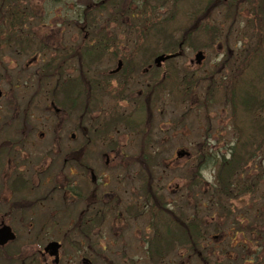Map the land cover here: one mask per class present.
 Here are the masks:
<instances>
[{
    "label": "flooded vegetation",
    "instance_id": "1",
    "mask_svg": "<svg viewBox=\"0 0 264 264\" xmlns=\"http://www.w3.org/2000/svg\"><path fill=\"white\" fill-rule=\"evenodd\" d=\"M90 2L85 23L77 20L78 6L71 4L56 6L52 20L43 25L61 27L67 21L65 12H69L70 18L83 24L79 29L85 34L75 32L65 42H56L53 37L42 40L29 34L13 35L12 24L1 22L7 26L0 35V264H141L142 251L149 264H161L175 246L180 247L173 244L178 231L168 220L173 209L153 190L159 181L147 179L141 186L140 179L133 184L127 180L129 191L121 174L117 184L110 179V165L119 164V171L124 165L122 147L115 137L108 136V145L99 154L105 158L106 173L96 174L89 164L94 150L92 133L76 131L64 137L60 132L39 131L32 121L30 107L48 117L51 113L55 119L63 104L86 108L92 103L99 114L103 111L101 100L112 101V108H118L131 96L133 85H139L137 107L148 109L153 100L147 99L146 93L157 88L158 76L163 80L178 72L170 64L182 55L159 65L155 59L170 54L139 51L136 55H117L122 46L116 39L125 38L93 34L91 12L106 3ZM17 12L21 17L26 14L25 10ZM74 27L70 29L76 30ZM47 40L57 44L58 50ZM109 44L112 55L105 59V66L88 68L96 57L107 53ZM69 60L78 61L79 66L65 68ZM81 60L87 62L84 68ZM204 60L200 64L190 61L189 65L201 67ZM89 74L90 81L85 78ZM68 84L76 89L63 95L62 89ZM35 97L47 98L49 103L42 110L36 104L31 106L28 98ZM150 114L153 118L151 109ZM124 118L122 113L115 114L110 122L119 124ZM179 153L182 156L177 159L188 156L183 150L175 155ZM135 169L136 179L142 170L140 166V170ZM145 213L150 216L152 239L144 243L139 220ZM117 223L119 229L114 227ZM115 237L119 243L112 242Z\"/></svg>",
    "mask_w": 264,
    "mask_h": 264
},
{
    "label": "rangeland",
    "instance_id": "2",
    "mask_svg": "<svg viewBox=\"0 0 264 264\" xmlns=\"http://www.w3.org/2000/svg\"><path fill=\"white\" fill-rule=\"evenodd\" d=\"M13 1L4 5L10 9L18 7L19 10L26 12L25 19H22L18 25L21 35L29 34L40 37L42 40H44L43 37H53L56 38V42H65L69 41V36L75 35V32L79 36L85 34L79 29L83 24L77 20L86 22L85 15L86 11H89L87 5L91 3L90 0H18L16 5ZM101 1L105 3V0ZM109 1L101 10L96 8L91 12L93 34L96 37L104 36L108 39L113 37L114 40L117 37H124L125 39L122 40L116 39L120 42L118 46L127 48L117 49V55L121 56L125 53L136 55L147 41V45H149L150 40H145L144 36L149 38L151 25L166 19V16L169 21L173 22L169 25L171 27L169 30L177 28L175 39L180 40L184 35L183 25L191 17L190 13L193 10L198 12V17L195 20L199 22H192L193 24L197 22L198 25L194 29L193 37L188 38V42L182 46V56L170 64V67H174L178 72L168 75L160 96L157 99L154 97L151 103L153 118L150 108L144 109V114L143 111L135 112L139 85H133L130 89L131 96L125 98L126 101H122L118 108H112V101L106 103L101 100L99 105H103V111L99 114L92 103L86 108L80 104L76 107L67 104L66 107L61 108L59 118L55 119L51 113L48 117L30 107L32 121L35 122L39 131L60 132L64 137L76 131L92 133L94 150L93 160L89 164H93L96 174L101 171L106 173L105 158L99 154L105 151L109 142L108 136L115 137V142H119L122 147L124 156L122 163L124 165H122L123 171H119L117 163H114L116 164L114 167L110 165L108 168L111 170L110 179L114 184L120 180L119 174L122 175L121 181L124 182L125 189L129 191L131 188L126 183L127 180L133 184V180L140 179L141 186L146 184L147 179L159 181L158 184L154 183L153 190L168 202L169 208L173 209V215L180 220L182 218L187 223L191 218L200 222L201 233L204 232L207 225L209 226L207 230L210 233L207 240H195V245L199 246H196L197 252L189 255L187 248L190 245L183 243L180 238V240L173 241L174 245L180 247L175 246L161 264H264V253L261 251L257 253L256 245L249 244L247 241L250 239L248 231L252 230L250 226L254 223L252 217L254 203L260 198L259 194L264 191V150L257 151L254 161H250V166L247 168L251 177L255 174L252 170L262 171L257 194L241 195L237 193V197L229 198L224 204L216 205L219 203L218 200L214 201L216 206L211 202L204 204L207 199L206 192L210 193L215 186L214 168L211 167L210 157L227 154L230 142L236 138V134L232 133V128H229L231 120L228 109L218 101L210 103L211 95L208 89L210 84H216L220 77L233 76L237 72V65L240 64L239 55H243V53H239L240 49H243V45H246L249 36L255 31L254 27L257 28L259 25V22H256L257 25L249 27V32L246 31V27L250 26L248 21L249 19L254 20V10L258 8V3L261 0H230L227 6L225 5L226 0H219L220 4L217 5L212 4L216 0H212L214 2H210V4L204 3V0ZM248 2L250 5H247ZM71 4L78 6L77 20H74L72 16L70 18V13L65 12L67 21L61 27H43L52 20L56 6L61 5L65 8V5ZM4 5L3 2H0V9H4L6 7ZM207 10H209L208 13H206ZM134 12L138 14L137 17L136 14L130 16ZM3 13L7 14L6 11L0 10L1 36L3 32H6L7 26V24L1 23ZM62 13H64L63 10ZM211 19L219 24L221 31L216 43L209 46L204 38V26L207 23L211 24ZM70 26L72 28L76 26V30L70 29ZM129 37L132 39H128ZM197 41L200 42L199 46L195 44ZM47 43H51L48 45L57 47L58 50L57 44L52 40H47ZM160 44L162 46L163 42ZM111 46L112 44H109L107 53L96 57L95 62L88 65V68L104 67L105 59L112 55ZM197 51L203 52L205 60L201 67L190 66L189 62L194 61ZM225 59L230 60L224 62ZM86 63L85 60H81L82 68L87 66ZM233 65L236 68L232 67ZM76 66H79L78 61L69 60L65 68ZM85 78L90 81V74L85 75ZM26 79L27 75H25ZM194 81L197 82L196 86ZM129 98L131 99L129 100ZM28 101L32 102L31 106L36 104L41 110L44 104L49 103L47 98L44 100L40 97H35L34 100L28 98ZM121 113L128 122L112 124L110 117ZM140 118L148 120V122L145 121V124L142 122V125L140 123L135 128L132 122L139 121ZM64 144L63 140L62 150L65 149L63 148ZM179 150H183L185 154L188 153L186 154L188 156L177 159L175 153ZM143 160L145 163L142 162ZM139 166L142 171L140 176L135 179V168L138 170ZM168 183L170 186L167 185ZM221 207L230 209L234 213L227 216L226 213H222ZM168 220L174 221L172 216ZM171 224L169 223L170 226ZM139 225L142 235L141 242L145 243L152 239V233L150 234L148 230L152 227L149 213L142 214ZM212 226L215 227V230H212ZM114 227L120 228L118 223ZM171 228L175 232L180 231L176 225H172ZM117 238L112 240L114 244L119 243ZM182 244H186V246H182ZM112 253L115 254V252ZM104 255L109 257V254L104 253ZM144 255L145 252L142 251L141 264H149L150 262L144 258Z\"/></svg>",
    "mask_w": 264,
    "mask_h": 264
},
{
    "label": "trees",
    "instance_id": "3",
    "mask_svg": "<svg viewBox=\"0 0 264 264\" xmlns=\"http://www.w3.org/2000/svg\"><path fill=\"white\" fill-rule=\"evenodd\" d=\"M0 2H3L4 5L9 4L12 0H0ZM210 2L214 1L204 0L206 4H210ZM229 2L230 0H226L225 5L227 6ZM13 3L16 5L18 0H14ZM212 4L217 5L220 2L216 0ZM247 5H250V2ZM258 5V8L254 10V20L249 19L248 25L250 24V26L246 27V31L249 32V27L257 25L256 22H259V25L257 28L254 27L255 31L251 33L246 45H243V49L239 48V53H243V55H239L240 64L238 63L237 65V72L233 76L220 77L216 81V84L211 83L208 89L211 95L209 102L213 103L218 101V103H222L228 109L231 120L229 128H232V133L234 135L236 134V138L230 142L227 154L219 157L217 155L210 157L212 160L211 167L214 168L215 186L210 193L206 192L207 199L204 203L205 205L210 204V202L214 206L221 203L224 204L229 198L237 197V193L241 195H247L249 193L257 194L259 181L262 178L261 170H252L255 174L251 177L250 171L247 169L250 166L249 162L254 161L257 151L264 150V0H261ZM13 8L10 10L7 7L3 9L8 15L3 13L2 20L8 22V24L11 23L12 27L16 22H22V19H25L21 17V12H17L19 10L18 7ZM227 10L229 11V8ZM134 14L135 12L131 13L130 16H134ZM190 14L191 17L183 25L184 35L180 40L175 39V31L178 30L177 28H173L172 31L169 30L171 28L169 25L173 22L169 21L167 16L165 17L166 19H162L158 23L151 25L148 35L153 39L151 41L152 45H156L153 52H160L161 49H163V52H176L180 44L185 45L188 42V38L193 37L194 29L198 27L197 22L199 21L195 20L198 17V12L193 10ZM195 21L197 22L193 24L192 22ZM210 21L211 24L207 23L204 26V38L209 46L216 43L221 31L219 24L214 22L215 20L211 19ZM3 34L5 33L3 32ZM13 34H19V31H13ZM162 42L163 45L161 46L160 43ZM195 44L199 46L200 42L197 41ZM229 60L225 59L224 62H229ZM164 82L158 76L157 88L154 91H148L146 93L148 96L147 99L152 100L154 97L157 99L163 90V86L165 87ZM194 83L196 86L197 82L194 81ZM72 86L74 85L68 84L64 86L62 89L63 95L71 93V89L75 91L76 86L74 88ZM82 94L84 96V92ZM191 97H193V94H191ZM67 103H71L70 100ZM66 105L63 104L62 106L65 107ZM142 107L138 105L137 109ZM144 121L148 122V120ZM142 122L143 120L140 119L132 123L136 127L138 123L142 124ZM123 123H127L126 117L123 119ZM142 162L145 163L144 160ZM259 196L260 198L254 203L252 213L254 223L250 226L252 230L248 231L250 239H247V241L249 244L254 243L256 245L255 251L257 253L260 251L264 253V191ZM216 200L219 203L215 205L214 201ZM221 211L222 213H226L227 216H230L233 212L224 207H221ZM171 216L174 220L173 224L180 230L175 233L174 240H180L181 238L183 243L190 245L189 255L194 254L197 252L195 250L197 247L194 248L195 240H207V236L210 233L207 230L209 226L207 225L204 232L202 231L201 233L200 222L192 220L191 218L189 223H187V221L180 220L175 215L171 214ZM213 226H216V224H213ZM213 226L212 230H215Z\"/></svg>",
    "mask_w": 264,
    "mask_h": 264
},
{
    "label": "water",
    "instance_id": "4",
    "mask_svg": "<svg viewBox=\"0 0 264 264\" xmlns=\"http://www.w3.org/2000/svg\"><path fill=\"white\" fill-rule=\"evenodd\" d=\"M171 57H173V55H170V56H163V55L158 56V57L155 59V63H156L157 65H159L161 62H163V61H165V60H167V59H169V58H171ZM202 59H203V55H202V53H201V52L197 53L196 56H195V60H196V62L199 64V63L201 62ZM178 156H179V155H178Z\"/></svg>",
    "mask_w": 264,
    "mask_h": 264
}]
</instances>
